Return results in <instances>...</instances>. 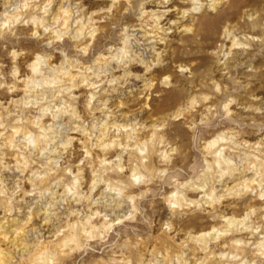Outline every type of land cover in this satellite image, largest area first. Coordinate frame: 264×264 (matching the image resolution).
<instances>
[{"label": "clouds", "instance_id": "9594fccd", "mask_svg": "<svg viewBox=\"0 0 264 264\" xmlns=\"http://www.w3.org/2000/svg\"><path fill=\"white\" fill-rule=\"evenodd\" d=\"M244 3L0 0V264H264Z\"/></svg>", "mask_w": 264, "mask_h": 264}, {"label": "rangeland", "instance_id": "374dc122", "mask_svg": "<svg viewBox=\"0 0 264 264\" xmlns=\"http://www.w3.org/2000/svg\"><path fill=\"white\" fill-rule=\"evenodd\" d=\"M264 0H245V3L243 5L237 6L235 8H232L231 11L228 13L232 17V22L235 24L239 20V13L242 11L243 7L247 6H255L257 3H262ZM85 3L89 4V10H95L97 8V5H100L103 3V0H95V3H92V0H85ZM174 3H176V0H174ZM172 5H170L171 7ZM148 9L155 10V5H148ZM169 18H174V14H170ZM202 40L207 41L209 39L208 36H202ZM211 44L205 43L204 47H211ZM163 47V45H161ZM230 47V45H229ZM144 55H150V46H147V50L143 53ZM202 60H205L206 57H199ZM257 67L264 68V54H262L259 59L256 62ZM199 65H194L193 67H198ZM137 71H142V69L136 68ZM251 91L255 92L257 95L264 97V79H259L258 81L254 82L251 88ZM154 97H147L143 100V103L146 105H151Z\"/></svg>", "mask_w": 264, "mask_h": 264}]
</instances>
